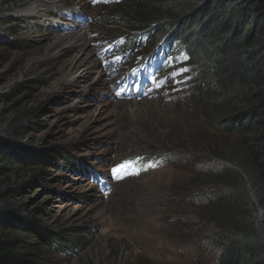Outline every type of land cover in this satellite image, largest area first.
<instances>
[{"label":"rangeland","instance_id":"rangeland-1","mask_svg":"<svg viewBox=\"0 0 264 264\" xmlns=\"http://www.w3.org/2000/svg\"><path fill=\"white\" fill-rule=\"evenodd\" d=\"M30 1L0 0V97L22 85L0 118L41 111L23 141L54 165L20 201L55 234L42 264H218L233 189L212 176L245 151L205 120L195 62L156 33L132 55L129 0Z\"/></svg>","mask_w":264,"mask_h":264},{"label":"trees","instance_id":"trees-1","mask_svg":"<svg viewBox=\"0 0 264 264\" xmlns=\"http://www.w3.org/2000/svg\"><path fill=\"white\" fill-rule=\"evenodd\" d=\"M126 4L142 25L129 30L141 38L130 37V53L139 51L146 36L166 37L161 40L165 46L177 47L195 62L205 120L237 139L245 151L234 168L212 176L216 184L233 189L216 195L210 207L211 214L223 217L218 264H264V0ZM7 23L0 19V26ZM21 87H13L11 95L0 100H11ZM39 127L40 109L0 118V264H42L41 257L57 244L55 234L20 201L30 188L47 180L45 169L54 165L52 153L34 152L32 144L23 141ZM150 160L143 157L144 162Z\"/></svg>","mask_w":264,"mask_h":264},{"label":"bare ground","instance_id":"bare-ground-1","mask_svg":"<svg viewBox=\"0 0 264 264\" xmlns=\"http://www.w3.org/2000/svg\"><path fill=\"white\" fill-rule=\"evenodd\" d=\"M54 1H57V0H53V1H51V2H49V3H54ZM60 1V0H59ZM58 2V1H57ZM49 4L48 3V0H39V1H30V2H27V4H21V6H31L32 4H37V5H39V4ZM20 7V6H19ZM40 10H42V9H39V11ZM45 10V9H44ZM43 12V11H42ZM48 13V12H47ZM87 36V35H86ZM84 37V36H83ZM66 38H68L69 40H74L75 38H76V36H74V34H68L67 35V37ZM79 39V38H78ZM84 40H86L87 41V39L86 38H83ZM63 39H61L60 41H62ZM82 40V39H81ZM85 41V42H86ZM87 42H89V41H87ZM77 47V46H76ZM73 48H75V47H73ZM72 48V49H73ZM72 52V51H71ZM85 64H90V61H87V62H85ZM84 64V65H85ZM74 69H78L77 67H74ZM77 74V72L75 73V72H73V75H76ZM82 74V73H81ZM81 75L80 74H78L74 79L75 80H77L79 77H80ZM70 80V79H69ZM124 183V182H123ZM122 183V184H123ZM125 184V183H124ZM121 185V184H120ZM122 186V185H121ZM123 186H125V185H123Z\"/></svg>","mask_w":264,"mask_h":264}]
</instances>
